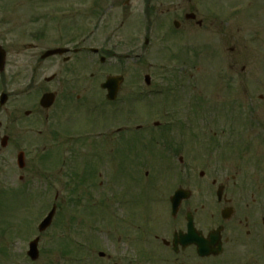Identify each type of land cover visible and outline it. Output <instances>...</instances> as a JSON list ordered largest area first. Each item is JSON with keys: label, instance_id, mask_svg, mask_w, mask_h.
I'll list each match as a JSON object with an SVG mask.
<instances>
[{"label": "flooded vegetation", "instance_id": "obj_1", "mask_svg": "<svg viewBox=\"0 0 264 264\" xmlns=\"http://www.w3.org/2000/svg\"><path fill=\"white\" fill-rule=\"evenodd\" d=\"M15 3L0 0L1 211L15 201L14 197L32 196L31 182L19 188L15 183L27 180L35 132L45 131L47 142L62 139L68 144L75 135H83L87 143L88 132H78L76 124L92 116L103 118L98 130L95 122H90L94 131L88 134L100 139L101 143L95 144H102L108 157L112 155L109 146L115 141L122 151L132 145L126 152L133 166L123 175L132 183L127 189L105 186L106 201L121 212L108 221L109 264H264V178L258 177L264 163L251 147L264 150V119H259L264 110L235 104V99L229 101L234 104L227 106L231 112L249 111L253 120L244 123L251 133L236 139L246 147H239L234 170L225 169L220 160L214 163L208 158L223 155L224 145L232 138L195 135L194 129H204L208 122L205 117L192 119L191 91L183 82L178 83L183 73L175 72L176 58L172 55V49L185 43L192 49L198 30L205 38L202 55L208 59L205 56L209 55L212 33L218 40L213 53L229 57L226 78L248 75L247 67L239 69L241 43L252 48L264 65V40L253 30L257 16L264 17V0H45V8L32 9L30 15L19 12ZM135 6L141 13L139 18L131 15ZM130 22L139 23L141 41L127 36ZM113 39L117 43L111 45ZM128 41L131 50L127 52L122 47ZM149 47L152 49L147 53ZM131 56L140 66L147 63V69L141 67L145 73L136 79L137 88H121L111 102L106 99L107 92L98 89V77L121 75L111 69L123 70L124 60ZM44 70L52 74L41 78ZM147 76L149 87L143 88ZM231 86L227 84V88ZM49 93L55 94L56 102L45 109L36 95ZM154 100L158 105L150 104ZM179 101L185 102L184 107L177 106ZM205 102L203 96L196 108L208 109ZM107 107L115 108L121 116L116 128V115L108 113ZM85 122L84 131L89 124ZM42 123H48L43 132ZM233 123L236 127L242 121ZM145 144L158 145V152L151 155L166 160L160 163L164 167L152 174L141 173V167L152 159ZM21 152L23 169L18 161ZM251 152L258 158L254 162L251 158L249 169V158L245 157ZM109 176L114 182L113 173ZM86 188L93 190L92 186ZM177 192L179 196H175ZM3 226L0 221V230ZM31 228L34 232L33 225ZM33 232L18 240H5L0 233V263L21 242V261L15 254L11 264H33L28 255ZM39 245L42 250V243Z\"/></svg>", "mask_w": 264, "mask_h": 264}, {"label": "rangeland", "instance_id": "obj_2", "mask_svg": "<svg viewBox=\"0 0 264 264\" xmlns=\"http://www.w3.org/2000/svg\"><path fill=\"white\" fill-rule=\"evenodd\" d=\"M138 1V0H137ZM5 1H3L4 3ZM7 3L9 4L10 1L7 0ZM36 3V4H35ZM39 4V7L42 5V9L45 8V0H36L32 4L31 0H17L15 3V8H19L21 10L22 14L30 15L34 11L33 8H37ZM37 5V6H36ZM12 8V7H11ZM135 6L133 8V12L131 15L135 14L138 18L140 17V11ZM263 21L264 17L261 15L260 17L257 16L255 26H253V30H258V33L261 35L260 40H264V23H258V21ZM135 21V20H134ZM133 21V22H134ZM130 22L127 25V36L129 38H138L139 33L138 30V24L139 23H133ZM139 22V20H137ZM136 31V32H135ZM127 39V38H126ZM205 38L203 37L202 31H195L194 35V41L195 45L198 46L196 49L199 51L201 50V43ZM209 49L211 51L209 52L208 59L204 58L203 55L200 53L199 58L198 55L195 56L193 53V59L192 62H195L197 64H194V66H186V65H180L177 62L178 71L181 73H188L193 75L192 83L193 86L198 83V85L194 88L197 92L200 93V90L203 89L205 91V100L210 105V108L202 111L201 113L197 111L193 112L192 119L194 120V117H198L197 120H201V116L205 117V119L208 122L207 128H204L203 131L206 132L205 136L212 137V136H218V137H232L233 140L236 141V139L239 136L243 137H249L251 133V128H240V125L236 124V127H234L233 122L236 120L242 118L245 120H253L251 119V114L249 111L242 112V113H234L231 112V110L227 107L228 105H234L233 99H235V104H241L243 106H257L260 107L259 109L264 110V99L260 100V95L264 97V65L260 64V56H257L256 53L253 52L252 48H245V46L241 43V52H242V59L239 64L240 66L247 67V74L248 75H242V76H235L231 77V80H228L225 76L226 72H229V65H227L228 62V54L226 53L223 55V58H220L216 53H213V45H215L218 40L213 37V34L211 33L209 35ZM214 39V40H213ZM128 40V39H127ZM199 41V42H197ZM116 39H113L111 42L112 44H116ZM185 43V42H184ZM122 44V43H121ZM186 44V43H185ZM217 45V44H216ZM130 44L129 41L122 47L124 51L131 50L129 48ZM125 47V48H124ZM228 47V45H227ZM128 52V51H127ZM172 55L176 59H183L186 58V49L184 47H175L172 49ZM147 62H151V60H148ZM124 74L125 82L122 85V89H130V88H137L135 86V82H138V79L143 78V74L145 73L144 68L147 69V63L144 66H140L139 60L136 58L130 57L129 59L124 60ZM205 66H208L207 71H205ZM141 67H144L143 69ZM237 68V73L239 71ZM114 72H117L116 69H111ZM224 74L220 75L223 71ZM177 71V69H175ZM89 73V71L87 72ZM52 71L45 73L44 71H41V78L45 77V75H51ZM203 74H209L207 79L205 81L201 80ZM105 76V75H104ZM103 76V78H104ZM89 77V74H86V78ZM101 78V79H103ZM226 79V80H224ZM227 84H232L230 88H227ZM195 91V93H196ZM233 91V92H231ZM231 92V93H230ZM229 93V94H228ZM235 94L237 97H229L228 95ZM233 96V95H231ZM36 97L39 99V96L36 95ZM230 98V99H229ZM229 99V100H228ZM150 104L158 105V100L153 101ZM185 102L179 101L177 102V106L184 107ZM145 109H147V104L144 103ZM149 105V104H148ZM157 107V106H156ZM199 110V109H198ZM106 111L108 113H113L116 115V109L107 107ZM101 112V110H100ZM148 112V110H147ZM121 116L116 115L114 117V122L116 125L114 128L118 126V120ZM93 118V119H92ZM90 120H88L85 123L87 129L84 131V125H81V123H77L76 125L79 127L78 132H88L92 133L94 129L92 130V127H90V122L98 120L95 125H97V130L99 129V125L103 118H94L92 116ZM259 119H264V115L261 116L259 113ZM78 120V119H77ZM141 120V119H140ZM196 120V121H197ZM235 129H234V128ZM195 130V129H194ZM202 130V129H201ZM237 130V133H236ZM87 133V134H88ZM62 137V135H60ZM88 139H91V141L94 143L95 141H98L101 143L100 139H95L94 137L89 136ZM62 139H57L55 142H50L49 144L45 143L43 141L42 144L37 145L35 144L32 150L30 151V157H32V164L30 169L28 170L27 175L25 178L27 179L24 184L30 183L33 188H37L41 191H45V201L44 195L42 198L39 196H33L32 198H26L23 196H20L21 198L14 197L15 201L8 202V204L5 206V211L2 212L1 209L4 206H1L0 208V221L5 224L3 228L0 230L1 236L3 239L7 240H13L20 237H25L26 235L33 232L32 225L36 223L38 218L42 215V213L45 211V213L51 209L52 204L55 200V195L57 194L56 191H58V200L56 201L59 205V209L56 214V218L52 224V226L45 231L43 234L44 238L42 240V254L40 255L38 261L35 264H63L65 263L63 250L65 249L64 244H69L71 249H74L75 247V241L77 240L82 241L84 245L87 246V244H92L93 242L92 238H94L97 245L92 244V250L90 253L83 254L81 256L82 263L80 264H108V261L106 259H101L98 257L99 252H104L105 254L109 252V239L104 235V231L106 232L108 228V221L107 219L113 217V212L111 207H106L109 204L113 207V211L115 209L117 210V207L113 205L109 200V202L106 201V196H108L107 188L105 189V186L108 184L115 185L118 187V189L123 190L127 189V185H131V181L125 180V178L122 177V172L128 171V165H129V171L133 169L132 163L128 160L126 157H119L118 152H116L117 148H119V144L115 141L114 145L112 146V155L111 160L110 157L105 156L106 149L101 144V146H98V155L99 157L96 158L97 152H95L96 148H94L92 151L91 149H88L89 145L83 144V142L76 143V148L78 150L76 151L75 159L79 160V164H77V169L81 171V168L84 166L83 171H88L91 169V172L93 173V176L91 177V183L89 186L93 187L92 194L87 193L86 185L81 184L79 186V192H75L72 194L69 192L70 190H73V185L65 187V183L61 181V170L62 165H65V159L63 158L62 150H64L66 146V143L61 142ZM88 143V142H87ZM46 144V145H45ZM92 144V143H91ZM94 147V145H91V148ZM238 147H246V143H242V145L238 144L235 146L234 151H227V155L224 156H218V155H212L208 159L213 161L214 163L218 160L222 162V166L225 167V169H228L230 171L234 170L236 168V164L238 162ZM253 149V152H259L261 155V163H264V150H256L255 145L251 146ZM90 148V147H89ZM103 148V149H102ZM234 148V147H233ZM230 149V148H229ZM228 149V150H229ZM156 148H149L148 152L151 151V153H156ZM155 151V152H153ZM68 152V151H67ZM246 155V159H248V168L250 169L249 162H252L251 154ZM45 153H48L50 155V158L47 159L45 162ZM133 154V153H131ZM149 156L152 159H149L148 162H146L145 167H141V173H144L145 171L153 173L155 170L161 169L160 163L164 164L166 163L165 158H160L159 163L155 161V155L149 154ZM39 157H41L39 159ZM44 157V158H43ZM223 157V159H222ZM256 157V156H254ZM73 159V161L75 160ZM108 159V161L106 160ZM126 159V160H122ZM254 160V159H253ZM254 162V161H253ZM176 165L178 164L176 161H174ZM86 164V166H85ZM122 164V166H121ZM71 168H73L72 164H70ZM100 166V169L97 171L98 167ZM52 168V169H51ZM131 168V169H130ZM138 168V167H137ZM101 170V171H100ZM114 172H120V178L119 180H116L112 182L111 176L113 173V177L115 176ZM110 177V181L108 180ZM258 177L264 178V167L262 170H260ZM44 180H43V179ZM57 178V179H54ZM47 180V181H46ZM129 180V179H128ZM63 182V183H62ZM21 182L17 181L15 186H19ZM102 185V187H98L99 185ZM90 188V187H89ZM91 190V189H89ZM92 195V196H91ZM73 198L77 203L70 200V198ZM103 197V198H102ZM17 198V199H16ZM99 198H102L105 202V205H101ZM42 201V202H40ZM93 201V202H92ZM96 201V202H95ZM15 202V205H14ZM13 203V204H12ZM71 203V204H70ZM67 205V206H66ZM89 207V210H88ZM12 210V211H11ZM47 210V211H46ZM79 211V212H78ZM118 216L121 212H117ZM46 215V214H45ZM80 219H82L81 222ZM100 231L102 232V235L100 234ZM34 233V232H33ZM36 234V233H35ZM97 238V239H96ZM69 248V247H68ZM20 249H23L21 242L16 246V249L13 248L12 253L7 256L6 258H3V262L0 264H11L15 260L16 256L15 254H18V260L21 261V253ZM68 264V263H67Z\"/></svg>", "mask_w": 264, "mask_h": 264}, {"label": "water", "instance_id": "obj_3", "mask_svg": "<svg viewBox=\"0 0 264 264\" xmlns=\"http://www.w3.org/2000/svg\"><path fill=\"white\" fill-rule=\"evenodd\" d=\"M113 80V79H112ZM116 80V79H115ZM111 81V80H110ZM114 81V80H113ZM114 83H116V82H114ZM114 83H109V84H106L105 85V87H110V86H114ZM115 90V89H114ZM51 102V100L49 99L48 100V103H50ZM52 217V215L50 216V218ZM50 218H49V220H47L46 222H45V225H48L49 224V222H50Z\"/></svg>", "mask_w": 264, "mask_h": 264}]
</instances>
